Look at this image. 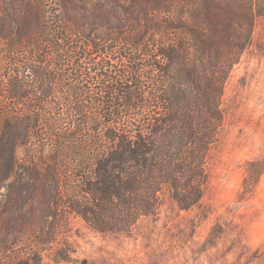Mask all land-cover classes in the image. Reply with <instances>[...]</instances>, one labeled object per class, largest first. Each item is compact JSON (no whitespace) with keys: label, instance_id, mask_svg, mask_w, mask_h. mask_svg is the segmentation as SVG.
I'll list each match as a JSON object with an SVG mask.
<instances>
[{"label":"trees","instance_id":"16d2710c","mask_svg":"<svg viewBox=\"0 0 264 264\" xmlns=\"http://www.w3.org/2000/svg\"><path fill=\"white\" fill-rule=\"evenodd\" d=\"M261 17L264 0H0V264L69 259L63 217L118 233L167 197L196 205Z\"/></svg>","mask_w":264,"mask_h":264},{"label":"rangeland","instance_id":"374dc122","mask_svg":"<svg viewBox=\"0 0 264 264\" xmlns=\"http://www.w3.org/2000/svg\"><path fill=\"white\" fill-rule=\"evenodd\" d=\"M222 108L225 123L209 153V183L196 205L180 209L167 197L156 216L118 233L63 217L53 246L70 258L45 250L42 264H264V17L257 20L253 46L230 74ZM53 149L42 147L48 154ZM29 152L19 146L15 155L22 160ZM38 160L45 165L46 159ZM250 161L259 162L253 171L263 169L246 190ZM27 249L21 243L17 252ZM12 260L7 256L3 264Z\"/></svg>","mask_w":264,"mask_h":264}]
</instances>
